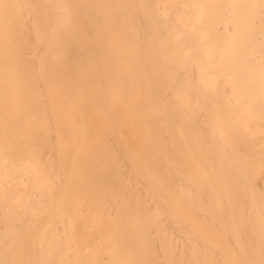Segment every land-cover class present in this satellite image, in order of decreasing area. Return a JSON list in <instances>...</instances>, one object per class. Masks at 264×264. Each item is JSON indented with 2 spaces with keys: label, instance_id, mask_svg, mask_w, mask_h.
<instances>
[{
  "label": "bare ground",
  "instance_id": "bare-ground-1",
  "mask_svg": "<svg viewBox=\"0 0 264 264\" xmlns=\"http://www.w3.org/2000/svg\"><path fill=\"white\" fill-rule=\"evenodd\" d=\"M0 264H264V0H0Z\"/></svg>",
  "mask_w": 264,
  "mask_h": 264
}]
</instances>
